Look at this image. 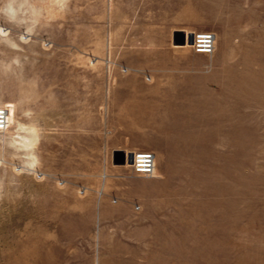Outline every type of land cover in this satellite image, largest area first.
I'll return each mask as SVG.
<instances>
[{
    "label": "rangeland",
    "instance_id": "1",
    "mask_svg": "<svg viewBox=\"0 0 264 264\" xmlns=\"http://www.w3.org/2000/svg\"><path fill=\"white\" fill-rule=\"evenodd\" d=\"M0 108V264H264V0H0Z\"/></svg>",
    "mask_w": 264,
    "mask_h": 264
},
{
    "label": "built area",
    "instance_id": "2",
    "mask_svg": "<svg viewBox=\"0 0 264 264\" xmlns=\"http://www.w3.org/2000/svg\"><path fill=\"white\" fill-rule=\"evenodd\" d=\"M215 34L212 32H201L192 35L191 48L194 53L210 56L215 50ZM0 125H3V119L0 118ZM131 156L130 167L133 173L141 177L153 175L155 168V157L151 152H139L125 155Z\"/></svg>",
    "mask_w": 264,
    "mask_h": 264
},
{
    "label": "bare ground",
    "instance_id": "3",
    "mask_svg": "<svg viewBox=\"0 0 264 264\" xmlns=\"http://www.w3.org/2000/svg\"><path fill=\"white\" fill-rule=\"evenodd\" d=\"M189 44H190V42H189ZM2 117V119H3V125H0V128H3V127H5V125H6V121H5V111L3 110V109H1L0 108V118ZM23 145L24 146H26V147H28L29 145H31L30 144V142H24L23 143ZM128 155V154H127ZM128 161V160H127ZM154 171H155V168H154ZM154 174V173H153Z\"/></svg>",
    "mask_w": 264,
    "mask_h": 264
},
{
    "label": "water",
    "instance_id": "4",
    "mask_svg": "<svg viewBox=\"0 0 264 264\" xmlns=\"http://www.w3.org/2000/svg\"><path fill=\"white\" fill-rule=\"evenodd\" d=\"M189 42L192 43V35L189 37ZM128 163L131 164V156L128 157Z\"/></svg>",
    "mask_w": 264,
    "mask_h": 264
},
{
    "label": "crops",
    "instance_id": "5",
    "mask_svg": "<svg viewBox=\"0 0 264 264\" xmlns=\"http://www.w3.org/2000/svg\"><path fill=\"white\" fill-rule=\"evenodd\" d=\"M196 54V53H195ZM198 55H202V54H198Z\"/></svg>",
    "mask_w": 264,
    "mask_h": 264
}]
</instances>
